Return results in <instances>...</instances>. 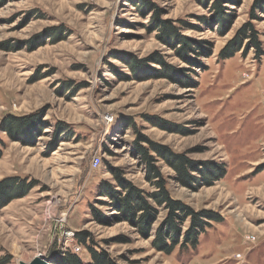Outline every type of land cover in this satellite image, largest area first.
<instances>
[{
  "label": "rangeland",
  "instance_id": "1",
  "mask_svg": "<svg viewBox=\"0 0 264 264\" xmlns=\"http://www.w3.org/2000/svg\"><path fill=\"white\" fill-rule=\"evenodd\" d=\"M153 1L162 20L188 24L181 34L190 43L211 48L202 66L187 62L196 55H182L178 43L164 44L149 30L152 14L142 16L129 0H0V182L33 186L8 203L0 199V264L38 255L54 264L65 251L88 262L80 231L117 264H264V14L253 11L262 0L225 3L220 23L212 19L214 0ZM249 21L263 53L245 51V42L221 59ZM130 121L200 170L220 169L210 183L193 172L197 183L187 186L157 157L173 198L223 218L208 223L196 248L167 255L153 247L167 216L153 198L157 216L147 237L99 196L102 185L119 190L110 167L147 195L156 191ZM10 123L12 136L4 127Z\"/></svg>",
  "mask_w": 264,
  "mask_h": 264
},
{
  "label": "trees",
  "instance_id": "2",
  "mask_svg": "<svg viewBox=\"0 0 264 264\" xmlns=\"http://www.w3.org/2000/svg\"><path fill=\"white\" fill-rule=\"evenodd\" d=\"M211 0H205L204 5H208ZM234 0H214L212 3L213 9V21L220 23L225 16L226 9L225 3H230ZM140 11L142 16L147 14L151 15V27L149 30L159 31V39L171 47L178 43V49L176 51L182 55L195 54L194 59L186 58V61L192 64L194 67L202 66L200 57L210 55L211 48L204 44L190 43L187 38L181 34L182 29L186 24L185 22L178 21L181 26L175 25L167 20H162L160 17L159 6L153 0H129ZM260 11L264 14V0L257 2L253 11ZM254 18L258 16L251 13ZM204 19V18H203ZM200 18L204 23L206 22ZM252 21V19H251ZM245 23L236 33L235 37L221 50L220 58L228 59L235 55V53L241 51L244 43L246 42L245 51L254 48L257 54L263 53L262 41L260 39V32L256 29L255 25L251 22ZM180 50V51H179ZM127 61L131 68H134L130 60L122 58ZM165 65L164 63H162ZM165 68L167 66L165 65ZM167 70V69H166ZM12 121L19 120L11 117ZM12 123L5 125V131L13 135ZM127 128H133L137 130V126L134 122H129ZM41 129V128H40ZM39 129V131H40ZM59 132L65 133L66 128L62 126L59 128ZM144 143H148L149 147H146ZM136 155L141 159L143 164L147 167V179L156 188V191L147 195V193L126 180L122 171L119 168H111L110 171L114 174L118 184L119 190L116 187L106 184L102 185L99 189L100 197H108L112 200V203L116 206L117 210L121 213L124 220L130 221L135 227L139 228L141 233L145 236H152L151 231L154 224L155 217L157 216L156 210L147 201V197H151L160 206H164L167 211V216L164 222H162L153 233L152 245L159 251L167 255L171 254L178 246L181 248H196L199 245L200 236L205 233L208 223L210 221L220 222L223 218L218 214L209 212H197L187 204L173 198L167 188V181L162 174L159 167L156 165L157 157L163 159L168 165L175 171L176 178L183 185H191V183H197L193 172H201L207 182L218 180L222 174L220 169L211 166L200 170L195 163L187 158L184 154L173 152L170 148L156 144L137 132V138L133 142ZM153 150L156 157L150 152ZM2 154L0 152V158ZM210 179V180H209ZM212 179V180H211ZM33 186L17 178L6 179L0 182V199L8 198L5 203L10 202L13 198L20 197L31 190ZM123 191V192H122ZM17 196H15V195ZM95 214L97 210L95 209ZM142 212V213H141ZM141 215H138L140 214ZM97 215V214H96ZM98 219V215L96 216ZM120 219V218H119ZM189 219L190 224L184 231L181 230V225ZM76 240L79 244L86 246L91 260L83 261L81 256L71 251L62 252L61 256L55 260L54 264H117L110 255L107 254L103 248H97V244L92 239L91 235L86 231H80L76 234ZM88 242L91 245L88 246Z\"/></svg>",
  "mask_w": 264,
  "mask_h": 264
},
{
  "label": "water",
  "instance_id": "3",
  "mask_svg": "<svg viewBox=\"0 0 264 264\" xmlns=\"http://www.w3.org/2000/svg\"><path fill=\"white\" fill-rule=\"evenodd\" d=\"M20 264H50L49 260L47 257L43 255H38L34 257L30 262H23L21 261Z\"/></svg>",
  "mask_w": 264,
  "mask_h": 264
},
{
  "label": "built area",
  "instance_id": "4",
  "mask_svg": "<svg viewBox=\"0 0 264 264\" xmlns=\"http://www.w3.org/2000/svg\"><path fill=\"white\" fill-rule=\"evenodd\" d=\"M95 159H96V161H95L94 164L96 165V164H98V163L100 162V159H99L98 157H96ZM237 257L240 258V257H242V256H241L240 254H238Z\"/></svg>",
  "mask_w": 264,
  "mask_h": 264
}]
</instances>
